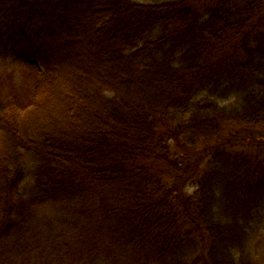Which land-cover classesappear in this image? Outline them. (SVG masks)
<instances>
[{
    "label": "trees",
    "instance_id": "16d2710c",
    "mask_svg": "<svg viewBox=\"0 0 264 264\" xmlns=\"http://www.w3.org/2000/svg\"><path fill=\"white\" fill-rule=\"evenodd\" d=\"M6 63L0 264H264V0H0Z\"/></svg>",
    "mask_w": 264,
    "mask_h": 264
},
{
    "label": "rangeland",
    "instance_id": "374dc122",
    "mask_svg": "<svg viewBox=\"0 0 264 264\" xmlns=\"http://www.w3.org/2000/svg\"><path fill=\"white\" fill-rule=\"evenodd\" d=\"M27 72L26 67H20V66H13L8 63L4 64L3 66L0 65V77L2 79L0 80V96L5 97L6 95L9 97L7 101L12 100L10 97H14L11 83H10V78L12 77L15 81H18L19 74H24ZM12 92V96L10 93ZM237 136H239L236 140V146L240 147L243 146L244 151H248L249 153H255L256 149L253 145V143L250 140H246L248 137V133L243 135V133L239 132L241 131L240 129L237 130ZM234 133V132H233ZM261 141V139H258L257 142ZM264 141V140H262ZM255 142V141H254Z\"/></svg>",
    "mask_w": 264,
    "mask_h": 264
}]
</instances>
